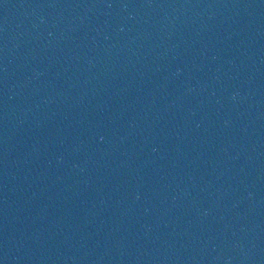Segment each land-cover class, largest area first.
Returning a JSON list of instances; mask_svg holds the SVG:
<instances>
[{
    "label": "water",
    "instance_id": "water-1",
    "mask_svg": "<svg viewBox=\"0 0 264 264\" xmlns=\"http://www.w3.org/2000/svg\"><path fill=\"white\" fill-rule=\"evenodd\" d=\"M0 264H264V0H0Z\"/></svg>",
    "mask_w": 264,
    "mask_h": 264
}]
</instances>
